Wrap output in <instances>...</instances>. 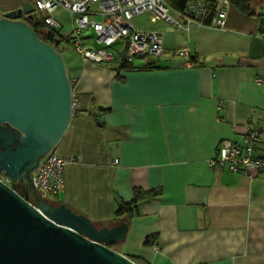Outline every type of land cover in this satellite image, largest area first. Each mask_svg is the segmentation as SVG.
<instances>
[{"label": "crops", "instance_id": "crops-1", "mask_svg": "<svg viewBox=\"0 0 264 264\" xmlns=\"http://www.w3.org/2000/svg\"><path fill=\"white\" fill-rule=\"evenodd\" d=\"M251 7V16L229 9L224 28L175 14L185 27L166 21L175 31L158 33L163 53L133 56L139 69L93 63L75 48L65 63L76 103L55 153L78 159L49 200L110 227L135 191L150 193L112 246L138 264H264V171L217 162L223 141L244 148L250 132L252 155L264 159V0ZM90 31L85 44L99 48Z\"/></svg>", "mask_w": 264, "mask_h": 264}, {"label": "water", "instance_id": "water-1", "mask_svg": "<svg viewBox=\"0 0 264 264\" xmlns=\"http://www.w3.org/2000/svg\"><path fill=\"white\" fill-rule=\"evenodd\" d=\"M32 12L25 3L0 18V264H138L112 247L126 240L127 222L98 227L66 204L42 198L31 184L74 112L59 41L43 42L19 20ZM22 180L30 183L36 207L8 185Z\"/></svg>", "mask_w": 264, "mask_h": 264}, {"label": "built area", "instance_id": "built-area-1", "mask_svg": "<svg viewBox=\"0 0 264 264\" xmlns=\"http://www.w3.org/2000/svg\"><path fill=\"white\" fill-rule=\"evenodd\" d=\"M33 5L34 9L41 13L44 23L50 30H57L60 26L54 17L59 8L70 12L73 17V31L70 38L73 40L74 48L84 59L97 64L113 61L114 53L107 48L122 39L130 41L127 50L129 60L135 55L163 53L159 34L142 31L133 24V19L138 15L150 14L154 22L165 20L175 23L177 27H185L171 14V11H175L165 0H34ZM217 5V14L211 26L224 28L230 4L228 0H219ZM187 11L188 13L175 12V14L186 22V26L202 25L199 20L203 14L201 4H190ZM87 30H92L96 35L97 43L106 48L86 45L84 34ZM180 55L184 56L188 53L182 51ZM75 103L76 96L73 95V111ZM258 144V132L249 133L244 148L234 145L231 141H223L219 147L217 162L230 171L253 176L264 171V160L252 155ZM77 159L60 157L55 151L42 158L31 175V184L33 183L37 193L48 200L59 195L64 189L65 169ZM213 163L212 161L211 164Z\"/></svg>", "mask_w": 264, "mask_h": 264}, {"label": "trees", "instance_id": "trees-1", "mask_svg": "<svg viewBox=\"0 0 264 264\" xmlns=\"http://www.w3.org/2000/svg\"><path fill=\"white\" fill-rule=\"evenodd\" d=\"M251 1L252 0H228L230 4L229 9L233 8V9H236L242 15L251 16L253 14L252 7H251ZM165 2L169 5V7L172 10H174L177 13H182V14L188 13L187 8L190 4H194V3L201 4L203 6V14L201 15L199 20L202 25L211 26L212 20L217 14V6H218L217 4L219 0H165ZM27 24L30 25L33 31L38 35L39 39L45 43L54 45L57 41H59V44H60L63 40H70V37H64L60 35L58 30H50L44 23L42 15L41 17L34 16L32 21L31 22L28 21ZM107 50H110V49L107 48ZM127 50L125 49L124 51H121V52H115V53L113 52L115 59L121 60L120 69H124V70L139 69L137 67H134V65L132 64V61H127L128 60ZM110 51H113V50L111 49ZM191 61L195 63L197 62V58L191 57ZM150 67H153V66H150ZM142 68L146 69L149 67L145 66ZM8 185L14 188L22 197L26 198L29 202V199L25 195H22L21 188L20 189L15 188L14 185L10 183H8ZM149 194L150 193L144 194L141 191H135L134 198L130 203L120 205L116 213L117 218L122 219L126 217L127 218L134 217L135 216L134 210L136 209L138 202H140L146 195H149Z\"/></svg>", "mask_w": 264, "mask_h": 264}, {"label": "rangeland", "instance_id": "rangeland-1", "mask_svg": "<svg viewBox=\"0 0 264 264\" xmlns=\"http://www.w3.org/2000/svg\"><path fill=\"white\" fill-rule=\"evenodd\" d=\"M21 1L22 0H0V14L5 13V12L6 13L10 12L12 11V9L14 10L18 5L21 4ZM31 1L34 4V0H31ZM171 14L175 15V12L171 11ZM35 15L38 17H41V13L38 12L37 10H35ZM54 17L58 21H60L63 25L62 29L61 28L57 29L60 35L64 37L69 36L73 31V23H72L73 17L70 14V12L62 8H59L54 14ZM151 17L152 16L150 14L138 15L133 19V24L137 28L141 29L142 31H146V32H157V33L170 34L169 31L167 30H170L172 32L175 31L174 27L171 26L166 21L159 20V21L153 22ZM86 34L87 35L91 34L93 36V39L91 40L94 46L102 47L101 45L97 43L95 33L92 30L88 33L86 32ZM69 37H71V35ZM91 40H89V42ZM167 40H168V36H167ZM56 50L59 53H61L64 59V62L66 63L67 66H69L71 63H73L78 58V55L76 54L74 50L73 40L71 38L70 40H63L58 46H56ZM159 60L163 62L164 57H160ZM135 62L137 64L140 63V59L136 58ZM12 185H14L15 188H17V186L19 187L20 185L22 189V195H25L27 193L29 195L28 196L29 202H32L31 204L36 206L35 198L33 196V190H32L30 183H28L26 180H22Z\"/></svg>", "mask_w": 264, "mask_h": 264}, {"label": "bare ground", "instance_id": "bare-ground-1", "mask_svg": "<svg viewBox=\"0 0 264 264\" xmlns=\"http://www.w3.org/2000/svg\"><path fill=\"white\" fill-rule=\"evenodd\" d=\"M139 29V28H138ZM141 30V29H140ZM158 34V33H157ZM160 35V34H159ZM160 37H161V39H160V42H161V48H162V50H164V48H163V37L160 35ZM120 42H123L124 44H125V46L124 47H119V46H117ZM129 46H130V41H129V39H122V40H120V41H117L116 43H114L113 45H111L110 47H108L110 50L112 49L113 50V52L115 53V52H121V51H124L125 49L127 50L128 48H129ZM103 48H106V47H103ZM122 48V50H118V49H121ZM143 55H151V56H156L155 54H151V53H146V54H143ZM133 58V57H132ZM131 58V59H132ZM128 59V58H127ZM131 59L129 60H127V61H131ZM114 61V60H113ZM112 62V61H111ZM72 108H73V106H72ZM74 113V112H73ZM260 159H262V158H260ZM262 160H264V159H262Z\"/></svg>", "mask_w": 264, "mask_h": 264}, {"label": "flooded vegetation", "instance_id": "flooded-vegetation-1", "mask_svg": "<svg viewBox=\"0 0 264 264\" xmlns=\"http://www.w3.org/2000/svg\"><path fill=\"white\" fill-rule=\"evenodd\" d=\"M25 3H31L32 4V7H33V12L31 13L32 18L30 17V14H28V15L27 14H22V16H21V18L19 20L20 21H23V22H28V21L31 22L32 19L34 18V16H36L35 15V9H34V6H33V3H32L31 0H22L21 1V4L18 5L16 8L17 9L23 8ZM16 8L14 10H17ZM12 11H13V9H12ZM5 14H6V12L0 14V18H3ZM17 188L20 189L21 187L20 186L19 187L17 186ZM25 196L28 198V195L27 194H25Z\"/></svg>", "mask_w": 264, "mask_h": 264}]
</instances>
